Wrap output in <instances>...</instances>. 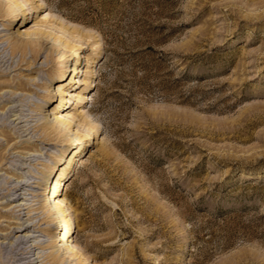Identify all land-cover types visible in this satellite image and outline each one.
I'll list each match as a JSON object with an SVG mask.
<instances>
[{"label":"rangeland","instance_id":"obj_1","mask_svg":"<svg viewBox=\"0 0 264 264\" xmlns=\"http://www.w3.org/2000/svg\"><path fill=\"white\" fill-rule=\"evenodd\" d=\"M43 2L33 8L40 0H27L14 26L3 25L0 13V58L7 59L0 62V101L12 96L32 126L75 107L97 120L95 142L76 154L59 185L69 194L72 239L91 264H264V0ZM59 26L82 47L62 51L53 41L67 36ZM17 28L27 35L11 36ZM29 38H37L34 52L14 49ZM24 52L28 61H20ZM74 52L88 63L80 58L79 72H65V89L79 86L88 99L54 112L58 98L49 91ZM0 125V153L5 134L8 146L17 143L0 181L9 172L30 176L25 193L38 196L25 197L37 207L51 176L46 188L41 177L77 145L63 136L38 141L39 127L28 138L2 118ZM18 155L31 159L25 168L15 166ZM39 210L32 222L43 216ZM45 220L30 232L46 252L61 228ZM17 258L0 249V264L22 262Z\"/></svg>","mask_w":264,"mask_h":264},{"label":"bare ground","instance_id":"obj_2","mask_svg":"<svg viewBox=\"0 0 264 264\" xmlns=\"http://www.w3.org/2000/svg\"><path fill=\"white\" fill-rule=\"evenodd\" d=\"M26 2L27 0H0V13L5 16L3 25H11V23H13L14 26L18 22V19L23 18L27 14L26 9L29 7L25 4ZM43 5V0H40V3L33 6V8H41ZM7 29L11 28L8 27ZM58 30L60 34L65 36L67 35L63 40H61L60 35L53 37L55 44L61 43V48H63L62 51H66L64 50L65 48L68 50L71 48L82 47V42H80V38L78 36L71 35V32L66 34L65 29H63L62 26H59ZM45 32L46 31H43L42 34ZM13 34L19 38L22 36V34L27 35L26 32L23 33L18 28L15 29V31L10 35L12 36ZM71 38L74 39L71 40ZM36 41L37 38H29L25 39L24 41H15L13 42L15 45L14 49L19 48L23 49L24 51H27L26 49H28L29 52H34ZM96 46L98 47L99 43H97ZM80 54V52H74L73 56L75 58L71 68L70 66H67V59L63 61L65 63L61 65V70L58 73L60 82L57 84V89L55 93L49 91V96L57 95L58 98V102H55V105L51 109L54 112L69 108L65 107V104L71 99L75 100L77 106L82 105L83 102L88 99V95L85 93L76 92V88L79 86H76L75 89L72 90L65 89V87L68 86V83H70H65V80L68 76L65 74V72H79L75 64L80 62V58H84L83 60H86V63H88V59L86 58L87 56L85 55L81 57ZM25 55L26 52L23 53L20 61L27 60H25ZM6 60L7 59L3 60L0 58V62H4ZM92 61L94 62L93 59H91V62ZM87 67L88 64L84 68V72H88L89 70L91 71V69ZM74 82L83 84L85 85L84 87H86L92 84V78L83 80L82 78L80 79L77 77ZM69 88L71 87L69 86ZM45 92H48V90L45 89ZM11 97L9 96L8 98L0 101V118L3 119V122L7 121L10 125H12L11 129L13 131L17 130L15 133H24V135H29L28 138H31L35 136L34 129L39 127L42 134L38 135V141L52 143L51 141L55 138L63 136L64 140L67 142L66 145L75 144L77 146L74 148L73 154L69 156L67 162L63 160L62 162L65 163L59 165L55 171H53L55 166L51 165L49 171L41 177L43 180L39 181L38 183L43 185V187L45 186L46 188L48 179L51 176L50 182L47 186L49 190L45 193V197L41 199L43 202L41 201L37 207H33L34 204L28 203V198L25 197L27 194H32V197L38 196L36 194L34 195L33 192L25 193V191L28 190L27 188L31 186V183L34 182H29L28 179L30 176H26L25 173L22 172L17 173L16 171L13 173H5L2 180L0 181V190H5L4 192H0V205H2L0 212L3 213V215H0V218L7 222V224L4 227H0V249L9 248L13 255L19 256V258L15 260L22 261L19 264H36L38 261L39 264H69L71 262V264H91L89 255L82 253L81 248L72 239L73 231H71V226L73 225L75 219L71 212L69 194L67 190H60L59 185L61 184L63 177L68 172L70 163L76 154L82 153V151H84L88 145H92V143L95 142L92 140V138H90V135L92 134L94 137H96V129L99 124L96 119L89 117L91 114L89 110L75 107L72 109L73 111H65L59 114L49 113L53 115V117L51 119L44 117L43 121L40 123L39 121L41 117H39L36 119V123L38 122V124L32 126L30 125L31 120L33 119L32 116L28 115V113H23V109H17V105L12 104L17 100H14ZM19 100L21 99H18V101ZM54 101H56V99ZM42 106L43 103H39L38 109H40ZM20 134L18 136H20ZM5 136L7 137L6 147L3 149V152L0 153V170H2V164H5V160L9 158L7 156L12 153L11 150L17 148L16 142L8 146L7 144L9 141H11V138L7 134H5ZM85 140H87V143L84 142ZM33 146H36L37 148V145L34 144ZM27 156H30V154ZM17 157L18 164H15V166H17L19 169L25 168L23 166L24 163H28L31 160L29 157H20L19 155ZM60 158L61 157L58 156V162H60ZM10 159V164H13L14 157H11ZM56 171H58L57 175ZM54 175H56V177H54ZM14 176L15 178L11 180V178ZM6 184L9 185L7 186ZM38 207L40 210H43L42 212L39 210L43 216L38 218L36 222H32L38 216V212H34L35 215L33 216L31 215V212L36 211ZM23 210L26 211L23 212ZM43 218L46 219L45 222L47 224V228L55 229L58 227V225L61 228V230L57 231L56 233L57 237H54L51 240H46V248L48 249L46 252L44 251V247H39L40 242H35L36 235H32L30 232L34 231V227ZM36 228H39V225L36 226ZM41 230L44 229H40V231ZM37 249H40V251H36Z\"/></svg>","mask_w":264,"mask_h":264}]
</instances>
